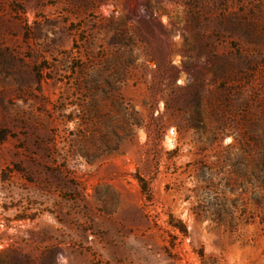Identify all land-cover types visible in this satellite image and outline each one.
Returning <instances> with one entry per match:
<instances>
[{"label": "rangeland", "instance_id": "rangeland-1", "mask_svg": "<svg viewBox=\"0 0 264 264\" xmlns=\"http://www.w3.org/2000/svg\"><path fill=\"white\" fill-rule=\"evenodd\" d=\"M0 264H264V0H0Z\"/></svg>", "mask_w": 264, "mask_h": 264}, {"label": "trees", "instance_id": "trees-1", "mask_svg": "<svg viewBox=\"0 0 264 264\" xmlns=\"http://www.w3.org/2000/svg\"><path fill=\"white\" fill-rule=\"evenodd\" d=\"M143 186H144V185H143V183H142V181H141V188H143ZM143 190H144V189H143Z\"/></svg>", "mask_w": 264, "mask_h": 264}]
</instances>
